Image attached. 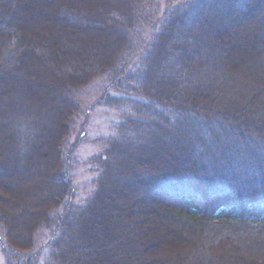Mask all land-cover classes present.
I'll use <instances>...</instances> for the list:
<instances>
[{"label":"trees","instance_id":"1","mask_svg":"<svg viewBox=\"0 0 264 264\" xmlns=\"http://www.w3.org/2000/svg\"><path fill=\"white\" fill-rule=\"evenodd\" d=\"M166 1L0 0V221L12 250H31L44 228L41 264L262 256L263 91L225 111L203 90L226 89L233 73L264 87V0ZM106 76L92 105L121 121L82 196L64 158L76 95ZM35 182L50 193L21 222L15 211Z\"/></svg>","mask_w":264,"mask_h":264},{"label":"rangeland","instance_id":"2","mask_svg":"<svg viewBox=\"0 0 264 264\" xmlns=\"http://www.w3.org/2000/svg\"><path fill=\"white\" fill-rule=\"evenodd\" d=\"M103 1H105L108 5L111 4L110 6H112L114 5L113 2H119L120 0ZM166 3V0H162L163 8ZM262 18V14H258V17L255 18L253 21H246L245 24L241 26L240 34L243 33L242 35L244 36L246 34H249L252 31V26L257 25ZM142 36L144 37L145 33H142ZM138 39L140 42L141 36ZM237 41V49H243L245 40H242V38L237 35ZM235 74L236 73L229 75L226 74L224 76V82L222 87H225L226 89L223 88L221 89V91H219L217 88H205L203 90V93L207 96L208 101L213 100L214 96H218V100H216V102H219V104L221 103V109L225 111L228 110L230 107L232 109L234 107L244 105L246 103L245 101L249 97L251 98L252 96L256 95L259 91H263L262 95H264V87H252L253 83L251 80L248 79L249 81H245L243 80V78H240V75L236 76ZM261 74L263 75V73ZM107 78L108 76L95 80L87 88L82 89L76 95V99H78L81 107L79 114L74 119L71 134L67 142V154L64 158H66L68 162L72 165V170H74L72 172H74L75 177L74 184H76V187L80 191V194L82 196L86 195L88 191L92 188V179L95 177L96 174L93 170V166L95 165L91 163L92 160L94 159V157L97 158L100 154H102L103 150L107 146L109 139L113 135H117V125L121 121L120 114L116 110L104 106L93 107L92 105L98 99L104 87L107 85ZM255 101L261 102L262 99L260 98V101ZM31 190L32 192L29 195H26V197L28 198V202L30 203H28L27 205H25L24 203H20V207L18 208L19 210L15 211V214H17L21 222H26L28 221L27 219L29 217H33V213L37 212V210L39 209V200L37 201V199H46L48 198V194L50 193L47 192L44 187H40L39 182H35V188ZM117 191H122L123 193L127 192L125 191V188L120 187H117ZM126 194V200H130L131 196L128 193ZM56 212L57 213H55V216H58L60 211L57 210ZM18 214H20V216ZM10 219L11 217L7 220L11 221ZM0 223V264H6V260L8 257L11 259L10 261L14 264H28V261H32L36 264H41L44 261L45 255H43V246L47 243L48 238V231L46 229L43 228L38 231L34 240V244L32 245L33 248L31 250H29L28 252H19L15 249L12 250V248L8 245L5 234L3 233V221L1 220ZM31 224H33V222H31ZM150 239L154 238L152 237ZM130 246L132 247V245ZM131 247H126V249L124 248L122 250V252L126 251L125 255H127L128 257L134 255L127 252V250L131 249ZM6 252H8L9 255H5ZM39 252H41V257L37 259L36 255ZM261 253L262 254L260 255L262 256H252L253 258L248 259L249 262H251L252 264H264V249L263 251H261ZM149 257L146 258V263H153L155 261L164 259L163 257ZM174 257L175 256L173 255L171 258Z\"/></svg>","mask_w":264,"mask_h":264}]
</instances>
